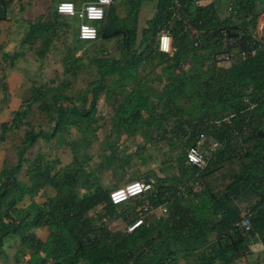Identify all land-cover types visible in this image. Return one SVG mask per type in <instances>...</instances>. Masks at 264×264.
I'll return each instance as SVG.
<instances>
[{"label": "trees", "instance_id": "trees-1", "mask_svg": "<svg viewBox=\"0 0 264 264\" xmlns=\"http://www.w3.org/2000/svg\"><path fill=\"white\" fill-rule=\"evenodd\" d=\"M141 1L128 0L127 16L121 20L117 6H111L98 27V40L116 39L117 48L130 60L111 58L97 46L89 61L97 66L99 78L78 100L64 93L70 82L54 89L32 86L27 107L0 126V142L25 128L15 146L16 163L0 173V263L6 239L15 236L30 252L24 264H235L251 254V239L264 248V39L253 35L258 0H235V22L222 20L214 6H199L195 0H179L180 7L174 0H159L147 31L152 37L139 50ZM7 9L0 0V22L6 20ZM54 19L52 23L40 19L26 37L39 59L57 51L55 42L61 34L56 22L61 20L66 31L72 28L57 10ZM162 31L173 36L172 56L158 49ZM84 42L73 31L72 44L62 57L64 74L78 76L84 64L77 52L89 44ZM224 54L230 60L223 61ZM187 64L192 73L186 72ZM157 69L155 79L163 86V95L155 100L149 75ZM103 94L118 132L176 141L184 149L177 174L157 176L153 191L119 206L110 200L112 190L101 184L81 193L78 160L62 168L59 160L42 151L32 157L38 143L49 144L72 128L82 139L97 134ZM36 104L43 124L30 119ZM202 138L219 146L211 152L200 145L207 166L199 169L187 163L186 154ZM233 161L240 169L222 193H215L206 179ZM23 171L28 182L19 178ZM46 187L50 193L44 203L32 201L21 207ZM248 195L255 203L245 214L238 203ZM161 207L168 216L145 222L146 215ZM244 217L250 220L247 232L240 227ZM140 218L142 225L129 232L128 226ZM45 228L49 235L43 240L35 230Z\"/></svg>", "mask_w": 264, "mask_h": 264}, {"label": "rangeland", "instance_id": "rangeland-1", "mask_svg": "<svg viewBox=\"0 0 264 264\" xmlns=\"http://www.w3.org/2000/svg\"><path fill=\"white\" fill-rule=\"evenodd\" d=\"M71 20L73 21V29L63 30L60 36L61 39L55 42L57 51H53L43 60L37 59V67H40V69L36 70L37 76L32 86L54 89L55 87H61L62 82H70V88L64 90V93L78 100L79 95L88 88V84L99 78L97 66L93 65L89 60L101 42H88L89 44L77 52V57H83L82 63L84 64L78 71L77 77L64 74L65 65L62 62V57L72 44L73 31L77 35L80 25V21L77 18H72ZM93 24L97 27L100 26V22H94ZM185 69L186 72L192 73L193 71L189 64L185 66ZM156 71L149 76L156 90L154 99L158 100L163 95V86L155 79ZM104 99L105 95L103 94L98 103V112L96 114V118L101 125L97 134L82 139L77 131L72 128L71 132L60 134L49 144L45 142L38 143L33 149L32 157H36L39 151H42L45 156L59 160L60 167H72L75 165V161L78 160L76 167L82 170L78 183L81 193H84L88 186L93 187L97 184L109 189L113 185H124L133 180H146L149 177L156 181L157 176L165 177L177 174L178 159L184 153L182 145L176 141L147 140L142 134L136 137H128L123 129L118 132L114 128L113 110L110 105L105 103ZM77 102L79 103V101ZM38 105H35L34 113L32 112L30 119L35 124H43L45 123V118L44 116L42 117V113L37 108ZM24 130L25 128L12 136L9 135L7 145L3 144V167L16 163L17 153L15 146L19 143ZM208 144V141L205 140L202 143L203 148L209 149ZM39 148L42 149L39 150ZM206 152H208L207 149ZM240 167L241 165L238 161L227 163L221 171L206 179L208 187L215 193H222L226 184ZM24 173V171L20 173L19 178L23 182H28ZM254 203V197L248 195L238 204L243 213L246 214ZM166 216H168L166 207H161L153 210L144 219L145 222H149L152 219ZM20 240L21 238L18 236L6 239L0 264H24L30 258L29 250L22 246ZM250 244L251 254L237 260L235 264H264L263 246L257 239H251ZM19 250L22 251L17 258Z\"/></svg>", "mask_w": 264, "mask_h": 264}, {"label": "crops", "instance_id": "crops-1", "mask_svg": "<svg viewBox=\"0 0 264 264\" xmlns=\"http://www.w3.org/2000/svg\"><path fill=\"white\" fill-rule=\"evenodd\" d=\"M4 1L7 4L8 9L6 20L0 22V126L4 123H11L13 120V113L19 110H24L32 97V83H34L35 77L37 76L36 70H39L40 67H37V59L39 58L34 54L35 49L32 48L29 43L25 42L31 28L35 27L40 19H42L43 23L54 22V14L57 5L61 2H73L77 8L80 9L85 4L94 2L95 0ZM174 1H178V6L180 7L179 0ZM195 4L199 6L212 5L216 8L222 20L227 19L231 22L237 21L235 17L233 18L235 15V0H195ZM113 5L117 6V17L120 20L124 19L127 16V11L129 9L128 0H114V3L111 6ZM158 5L159 0L141 1L137 27L139 50L143 49L145 46L144 43L150 41L152 37V34L147 31L152 28L153 19L155 18ZM111 6L108 7V10ZM179 14L180 13L177 11L176 15L179 16ZM254 15L258 16V26L254 30L256 31V37L258 39H264V0L257 1ZM61 17L63 20L69 19L68 23L71 24V27L73 28V21L71 19L74 17L63 15H61ZM61 22L62 21L60 20L55 23V28L58 30L60 29V34L64 30ZM49 27H51V24H49ZM189 32L191 35L196 34V32L190 29ZM158 38L155 44H158ZM97 42H101L98 47H101L102 50L106 52L107 56L111 58H119L124 61L130 60L128 55L123 54L119 48H117L116 39H111L109 41L98 40ZM157 71L156 73L158 74L159 72ZM34 107L35 105L32 108L33 113ZM9 135L12 136L13 134L8 133L6 139L3 142H0V173L4 168V155L2 150L4 145H7L8 143ZM120 186L123 185L116 184L109 189L113 190ZM49 193L50 189L49 187H46L41 190L36 197L27 198L24 203L25 205H21V207L28 206L32 201L42 204L47 200V195ZM35 233L43 240H46L49 235L46 228L37 229L35 230Z\"/></svg>", "mask_w": 264, "mask_h": 264}, {"label": "built area", "instance_id": "built-area-1", "mask_svg": "<svg viewBox=\"0 0 264 264\" xmlns=\"http://www.w3.org/2000/svg\"><path fill=\"white\" fill-rule=\"evenodd\" d=\"M114 3V0H95L94 2L87 3L80 9L73 2L64 1L57 5V12L60 15L74 17L80 21L78 27V38L82 41L93 42L97 41L99 38L98 27L94 25V22H101L105 19L108 7ZM178 6V1H176ZM64 5H70V10L68 8H61ZM226 35V34H225ZM254 37H256V31H253ZM164 37L168 39L165 40ZM257 38V37H256ZM174 39L169 31H162L159 35V45L158 49L160 52L165 54H173L174 48ZM255 54V51L252 52ZM223 61L230 60L229 54H224L221 56ZM264 97V94H263ZM207 140L208 147L211 152H214L219 144L216 141L208 140L202 138L199 142L200 144L195 147L188 149L186 157L187 163L198 167L199 169H204L207 166V159L205 152L200 148V145ZM155 180L151 179L150 181L146 180H133L123 186L113 189L110 192V200L113 205L119 206L132 199H135L147 192L153 191L155 189ZM143 218L138 219L133 224L128 226V231L131 232L138 226L142 225ZM242 232H247L250 229V220L247 217L243 218V221L240 224Z\"/></svg>", "mask_w": 264, "mask_h": 264}, {"label": "clouds", "instance_id": "clouds-1", "mask_svg": "<svg viewBox=\"0 0 264 264\" xmlns=\"http://www.w3.org/2000/svg\"><path fill=\"white\" fill-rule=\"evenodd\" d=\"M64 8H68V9L70 10L69 5H64V6L61 8V10H64ZM164 39L167 40L168 38H167V37H164Z\"/></svg>", "mask_w": 264, "mask_h": 264}, {"label": "snow or ice", "instance_id": "snow-or-ice-1", "mask_svg": "<svg viewBox=\"0 0 264 264\" xmlns=\"http://www.w3.org/2000/svg\"><path fill=\"white\" fill-rule=\"evenodd\" d=\"M69 8H71V6L69 5Z\"/></svg>", "mask_w": 264, "mask_h": 264}]
</instances>
